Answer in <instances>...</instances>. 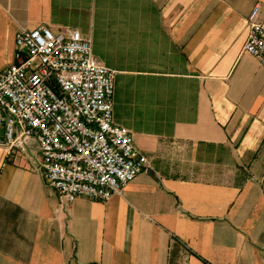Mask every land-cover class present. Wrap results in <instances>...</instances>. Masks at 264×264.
Returning <instances> with one entry per match:
<instances>
[{
  "label": "crops",
  "instance_id": "obj_1",
  "mask_svg": "<svg viewBox=\"0 0 264 264\" xmlns=\"http://www.w3.org/2000/svg\"><path fill=\"white\" fill-rule=\"evenodd\" d=\"M258 5L0 0V73L22 30L90 36L150 161L110 200L67 205L35 143L0 147V264H264V67L243 51Z\"/></svg>",
  "mask_w": 264,
  "mask_h": 264
},
{
  "label": "built area",
  "instance_id": "obj_2",
  "mask_svg": "<svg viewBox=\"0 0 264 264\" xmlns=\"http://www.w3.org/2000/svg\"><path fill=\"white\" fill-rule=\"evenodd\" d=\"M244 53L264 67V11L248 19ZM14 64L0 73V147L36 144L48 185L62 201L105 202L150 168L113 116L115 72L80 31L41 26L17 34Z\"/></svg>",
  "mask_w": 264,
  "mask_h": 264
},
{
  "label": "trees",
  "instance_id": "obj_3",
  "mask_svg": "<svg viewBox=\"0 0 264 264\" xmlns=\"http://www.w3.org/2000/svg\"><path fill=\"white\" fill-rule=\"evenodd\" d=\"M176 243L178 244V241H176Z\"/></svg>",
  "mask_w": 264,
  "mask_h": 264
}]
</instances>
